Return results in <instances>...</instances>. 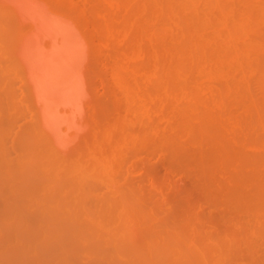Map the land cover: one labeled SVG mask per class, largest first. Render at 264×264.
Instances as JSON below:
<instances>
[{
  "label": "bare ground",
  "instance_id": "6f19581e",
  "mask_svg": "<svg viewBox=\"0 0 264 264\" xmlns=\"http://www.w3.org/2000/svg\"><path fill=\"white\" fill-rule=\"evenodd\" d=\"M229 1L231 0H0V72H8V75H6L8 77L5 76L6 73H3L6 78L3 76L4 80L0 82V109H2L0 113L2 117H0V119H3V115L12 117L15 113H17V109L20 107L27 119L26 123H24L23 120V123L21 124L23 127L19 124L20 127L24 130V128H26L24 125L27 124V130L38 137L39 140H37V142L41 141L47 151L56 155L58 158L66 159L76 151H81L82 147H86L90 142L99 140L102 146L109 150L111 155L118 161L121 168L124 167L128 159H133L132 164L135 166V170L139 171L143 167L141 158L143 152L146 151L149 156L155 157L159 154L160 150H165V143L163 142L165 141L166 135L164 136L161 134L162 122L160 121L162 101L161 95L164 93L171 96V98H173L178 105L185 108L182 109L185 110L186 115L184 114L182 117L187 116L186 119L189 120V125H185L188 123L187 120L184 122V127L187 126L189 129L192 126L189 129V131L193 134L192 136L197 134H194L193 130L197 131L201 122H205L206 125L208 121L209 125L211 123L212 126L207 124L204 129V126H202L204 124H202V127L200 128H202L203 131L201 130L202 132L200 133L206 134V136H208L207 132L210 133V130L214 133V121L218 123V126H215L217 128L220 127L218 129L215 128L218 136L220 137L218 139L224 140L225 146H228L225 142L226 140L237 146L239 143L238 135L234 132V130L229 128L227 117L224 115L225 113H223L222 110L223 108H219L218 112H216L218 115L215 113V110L211 113L208 109L220 107L218 103L219 99L223 104L224 100H230L232 103H244L251 108L254 106L256 107V102L253 99L256 96H252L253 87L256 89L258 94L264 97V59L262 60L264 55L261 54V59L252 57L253 53L258 52L259 54L262 52L261 50L264 49V38L260 35L262 29H264V0H239L242 8L238 10L237 15L231 13ZM236 6L239 5L237 4ZM71 11L76 12L78 15H75H77V18L79 16V19H77ZM253 32L260 36V40H252L250 38V35ZM193 60H196V63L194 62V64L190 66L189 62ZM212 83H216L218 86L215 87ZM258 103L260 104V102ZM214 104L218 105L214 106ZM240 106L241 105L239 104L238 107L240 108ZM174 107L171 109V114H173V116L175 115L174 111L177 108ZM228 108L230 109V107ZM19 109L18 111H20ZM225 109L226 108H224V110ZM225 111H227V109ZM208 112L209 115H207ZM178 114L182 115L183 113ZM203 115H206L208 119H206L205 116L203 117ZM212 116H214V118ZM209 117H212L211 120L213 121H211ZM15 118L7 120L5 118L4 120L6 121V124H8L11 122L9 120L16 122L17 119ZM180 118L181 117L179 116H175L174 119L176 120H174V122L177 121V119L182 120V118ZM191 120H195L197 122V128H195V122L192 123L193 121ZM172 122L173 119L169 122V126ZM11 123L9 125H11ZM207 126L208 129H210V127L211 129L205 132L204 130H206ZM13 129H16L15 125L13 126ZM177 130L178 129L173 131L175 136L178 134L176 133ZM19 131L22 132H19L21 135L19 137H22L24 135L23 133L26 132L25 130V132H23L22 129ZM164 132L166 133L167 130H164L162 133ZM173 132L170 130V133H168V136L166 137L168 140L167 143L169 146L173 145L177 150L176 152H178V150L181 152V148H177L175 146L176 142L172 140V138H174ZM216 132L214 133L215 137H217ZM31 133L29 136L31 135V137H34ZM27 135L28 134L22 137V142L24 137H27ZM181 135L182 134L180 133V138H183ZM162 136H164V138ZM179 136H176V141H178ZM206 136L203 138H206V140L211 139L214 142L216 141L211 137L212 135L208 136L209 138ZM30 139L32 140V138H29L28 140ZM195 139L198 140L199 138L195 137ZM28 140L26 143H28ZM189 140L190 139L186 141L189 142ZM249 140L250 142L248 141L246 144L253 143V145H255L258 142L256 138L254 139V142L256 141L255 143L251 142L250 138ZM198 143L202 149L200 150L199 148L200 152L198 151V153L201 154L200 156L202 158H204L203 156L207 157L208 153H211H207L208 150L205 151V149L213 147V150H215L217 147L220 148L218 151L216 150L215 153L212 152L211 154L212 158L216 159H212L210 161L211 163L209 164L212 165L209 166L211 168L214 167L213 164L215 161H218V158H220V164L224 165L223 167H227L229 164L228 157L231 155V151L229 149H232L229 148L230 145L227 147L230 151V153H228L225 152V147L223 146L224 148H222L221 144L216 145L214 148L213 145L215 144L213 143H209L207 145L206 142L200 143V141H198ZM195 144L198 148V144ZM204 144L207 146L206 148H202ZM174 148H170L172 153L175 154L173 155L171 153L173 158L178 156L174 153ZM201 151L205 154L203 155ZM218 153L219 156L216 155ZM253 153L254 152H250V154ZM254 154H256V152ZM262 155H264V152ZM247 157L248 156L246 155L245 159H247ZM232 158V162L236 163V167H238L240 164V160H238V151L234 152ZM246 161L243 163H246ZM247 162L248 165H253V162ZM259 163H255L253 166L254 168L252 169L256 171L258 169L256 166H258ZM240 169L238 172L241 174L239 175L237 172L238 177H235L240 184L241 181L239 178L244 177V181L247 179L244 174L248 173L249 177L251 174L255 177L258 175L257 172H255L256 175L255 173L253 175V171L251 170L250 172L243 170L241 172ZM261 170L264 171L263 168ZM233 172L234 171H232V174L229 175L230 178L235 175ZM248 180L250 179H247V181ZM260 180V178L259 181L258 179H255L253 184L258 181V186L261 183ZM135 181L136 179L134 178L125 179L122 185V190L117 193V198L121 202L126 201L129 196H132L135 193L131 186L135 183ZM242 184L245 185V183ZM253 184H250V187H254ZM263 185L264 184L261 186ZM233 186L234 185L231 187ZM239 186L240 185H236L237 188L232 189L230 187V189H232L233 193L234 190L235 193L240 192V189L242 192L243 189ZM258 189L262 195L261 190H264V188H257L256 190L258 191ZM242 193L245 194L242 195L243 199H246L248 195L254 199L261 200L257 196H252L255 194L249 195L247 191H243ZM36 195L37 194H35V197L38 196V198H40V195ZM46 196L47 194L44 197ZM44 197L42 196V198ZM50 198L51 197L48 198L49 201L51 200ZM48 200H45V202L49 203ZM59 200L61 202V199H58V201ZM111 200L112 205L114 202L113 206L115 207L117 200L114 201L112 198ZM226 200L233 201V199L230 198ZM51 201L54 202L53 199ZM51 201L50 203H52ZM247 201L244 202V204L247 203V208H243L244 211H246V213H244L245 219L246 217L250 218L247 209H250V207H248L249 204L252 205V203ZM58 203L59 202H57L56 206H58ZM83 203L85 204L84 201ZM59 204L60 206L62 205L61 203ZM68 204L71 205V203ZM44 205L46 206L44 208H47L48 205ZM233 205H235L234 201ZM52 207L48 206V208L53 210V212L57 211L54 209V206ZM123 207V209H125V206ZM259 207L261 210L262 208L260 205ZM59 208L62 210V207ZM67 209H72L69 213V218L72 220L73 218L71 216L74 209ZM249 209L248 211L251 212L255 210V207L250 210ZM256 211L259 212L258 210ZM18 213L17 215H19ZM29 213L32 214L33 210ZM34 213L38 214L39 211L34 210ZM108 213L112 216V212ZM20 214H23L21 215V218H24V220L27 221L25 214H28V212L23 210ZM55 214L56 213L53 215ZM61 214L64 215L63 212ZM81 214L82 213H80L79 216ZM122 214L123 213H120V216ZM144 214H147L148 221L154 219L148 215L150 213L144 212ZM56 216L57 215H55V217ZM93 216L95 215L92 214L91 217ZM123 216H121V220L119 221L120 224L118 223L116 225L120 228V230H123L118 234H112V236L114 235L126 239L129 244L128 247H130L129 250L126 249L127 247H121L122 244H125L121 243V241V245L114 243L118 248L121 247L119 250L116 247V250L119 251L117 254L121 253V250L124 248L125 251H128L126 254H129L131 249L132 254L130 253L129 255L133 256V246H138L141 240H139L138 231L132 228L136 224H130V227L133 225L131 228H129L128 225L127 229H124L125 227L121 224ZM253 216L255 217V215H252L251 218L254 220ZM158 217L161 218L160 216ZM14 218L16 220L17 217ZM124 218L126 217L124 216ZM239 218L236 219L239 220ZM111 219H109V221L113 222L114 219ZM172 219L171 220L175 223L176 221H174V218ZM15 220H12L11 224H13L12 222ZM46 220V222H48L47 218ZM167 220L168 223L171 222L170 225H173L168 226V231H171L169 228L174 230L177 227L175 230L177 233L175 232L173 234L174 236H172L171 231L170 234L168 233L171 237L166 238V240L163 239L161 244H159L160 242L157 239L161 240V236L158 237L159 234H157L158 238L154 240V236L156 237L154 232L155 229L153 230L152 228L154 227H152L150 231V228L148 227V233H153H147V236L151 235V237L148 236L146 238L147 240H145L143 244L136 247L139 252L143 251L144 261L146 260L145 258H148L147 256L145 257L144 252H148L152 255V257H157V255H162L169 249L171 254L166 257H169L170 259L174 258L176 261L178 260L180 264H228L226 261L228 251L232 245L236 244L235 240H232L229 235L230 231H234V229L230 228L229 230L226 225L225 227L229 230L227 232L220 228L224 227L223 225H213L216 227V230H214L215 227H213L212 231L214 230V232L207 233L206 238L202 241V243H198L200 241L195 242L196 240L190 241L187 239L184 231H181L180 228L178 229L179 225L172 223L169 217L164 221L161 220L158 222L157 220H153V222H156V224H159L160 226L162 224L164 228L163 222H167ZM248 220L254 223L251 219ZM70 221H68V223ZM81 221L82 220H80V223L78 224V227H80L82 223L80 228L81 231L76 230L80 231L82 236H84L83 232L86 229L82 226L84 225L85 227L87 221ZM129 221V218L125 220V226L130 223ZM228 221L230 222L229 218ZM44 222L45 221L43 220V225H45ZM195 223L196 222H194V224ZM54 224H57L56 221ZM69 224L71 225V223ZM238 224L240 225V232H243L242 223ZM58 225L56 228L59 227ZM48 226L50 227V225ZM72 226L73 228L70 227L72 229L77 227V225ZM116 226H114L115 231H119L116 230ZM49 227L43 228L45 232H48L45 234L46 237L48 234H54L58 230L55 228L53 229L55 232L52 231L51 229L53 226H51V231H46L45 229L48 230ZM209 227L212 228V226ZM16 228L17 226L15 229ZM89 228L87 227V230ZM253 228H256V226ZM82 229L85 230L83 231ZM60 230L62 229L59 228L58 231L60 232ZM197 230L198 232L200 231L199 228ZM246 230L247 229H245V231ZM261 230L264 231V228ZM93 231L94 230H91V232ZM222 232H225V234H222ZM84 233H86V231ZM200 233L201 231L199 234ZM258 233L261 234L260 232ZM74 234L75 233H73V235ZM102 235L100 234V236ZM68 236V238H70V234ZM261 236H264V232L260 235V238H263ZM28 237H31V240L36 239L31 241L32 243L39 240V236ZM84 237H82V241L86 239V237L85 239ZM163 237L165 238L167 236ZM239 237L240 236H238V238ZM248 237L249 239H252L249 235ZM47 238H45V241H47ZM49 238L56 240L60 237L58 235V237L56 236L54 238L49 236ZM74 238L75 237L73 236V238L71 237L70 239L74 240ZM120 238H117L118 241ZM92 240L93 238L90 239V241ZM100 240L104 239L95 238L92 242H98ZM110 240L112 239L108 238L106 241L111 243ZM153 240L156 242V244L154 243L155 245L150 244ZM45 241L43 240V242ZM68 241L66 242L69 243ZM230 241L232 242L230 243ZM92 242L86 241L87 244L90 243V246L87 245L86 247L89 248L90 253L94 251V246L91 245ZM115 242H117L116 239ZM166 242L168 244H166L168 249L164 244ZM239 242L240 240H238L236 245L241 244L243 248L241 249V246H235V251L231 254L233 255L235 252V255L231 256L229 254L228 259L233 257L232 263L237 261L235 258H243L244 255H248L247 257L251 260L255 259L257 256L256 254L252 253L250 255L247 253V251H250L248 248L253 250V243L251 244V247L247 246L245 249V245H242V243ZM67 243L61 244V248L67 250L68 248H64L69 247ZM76 243L78 245V242L76 241L75 243L73 242L72 245L70 243L69 244L72 248V246ZM98 243H102V241ZM162 243L165 246H163L164 249L161 246L163 245ZM260 243L264 248V241ZM46 245H48V243L45 244V246ZM36 246L40 247L41 245L37 243ZM209 246L215 248V255L206 251ZM258 246L261 251H264L260 244ZM90 247H92V250ZM104 247H106V245ZM71 248H69V250ZM86 248L83 249L82 247L84 251H86ZM98 248V250H95L100 252L98 255H101V257L98 259L108 258L107 252L111 254L114 252L112 251L114 250L112 247L111 250L107 249L110 248V246H107L105 251L103 250L104 252L107 250L106 253L101 251L104 249L103 247L101 250L100 247ZM79 249L80 247L78 250ZM236 249H240L241 251L245 249L246 254L240 255ZM34 250H36V247ZM70 251L74 252L75 249ZM261 251L259 256L264 255V252L262 255ZM80 252H82L81 249ZM122 252L124 253V251ZM154 252H156V256L151 254ZM62 253L64 254V251H62ZM69 255L70 253H65L63 258H67ZM112 256L115 257L114 255ZM112 256L110 257L112 258ZM191 256L192 258H190ZM71 257H74V255H71ZM119 257H122L121 254ZM139 257H141V255ZM161 257L163 258L161 259ZM247 257L243 258V260L246 259L245 262L248 261L251 263L252 261L247 260ZM79 258L80 255H78L77 258L75 257V262L73 261V264H79ZM157 258H153L155 259L153 261L155 264L159 263L155 262L156 260L161 259V263H163L162 261H167V258L164 256H158ZM90 259V261H92L94 258ZM129 259L133 260V257ZM257 259L258 258L255 260ZM70 260H72V258ZM96 260L97 259H95V262ZM111 260H109L110 264L112 263ZM149 260L151 261V259H147L148 262ZM189 260L190 262H188ZM262 260H264V256ZM117 261H119V259ZM122 261L123 260H121V263ZM147 261H145L147 264L152 263V261L150 263ZM168 261L166 264L170 263ZM248 262L246 263L248 264ZM253 262L256 264L258 260ZM253 262L251 264H253ZM71 263L72 261L70 264ZM84 263L86 264L88 262ZM257 264H261L260 259ZM262 264H264L263 261Z\"/></svg>",
  "mask_w": 264,
  "mask_h": 264
},
{
  "label": "rangeland",
  "instance_id": "374dc122",
  "mask_svg": "<svg viewBox=\"0 0 264 264\" xmlns=\"http://www.w3.org/2000/svg\"><path fill=\"white\" fill-rule=\"evenodd\" d=\"M237 4L239 6H236ZM241 6L242 5H241V2L239 0L229 1V8L231 9V13L234 15L238 14V10L242 8ZM71 12L77 18L78 14L76 12H73V11H71ZM75 14H77V15H75ZM77 19H79V16ZM261 33H260V35L262 36V38H264V29H262ZM250 38L252 40H260V36L258 34H255L254 32L250 35ZM261 51L262 52L259 51L260 52L259 54H258V52L253 53L252 57L261 59L262 58L261 54L264 55V49ZM263 59L264 58H262V60ZM194 62L196 63V60L189 62V65L191 66L192 64H194ZM3 73L4 74L6 73L5 76L8 75L7 71H1L0 72V82H2V80H4L5 76ZM6 77H8V76H6ZM212 84L215 87L218 86V85H216V83H212ZM256 93H257V91L253 87L252 88V96L253 97L256 96L255 98H253L256 102L255 103L256 107L254 106L253 108H251L244 103H232L230 100H224V104H223L219 99L218 103H219L220 107H214L212 109H208V110H210L211 113L214 112L213 110H215V113H216V112H218L219 108L220 109L223 108L222 110H223V113H225L224 115H226V117H227V123L229 125V128H231V130H234V132L237 133V135H238L239 143L237 146L234 145L233 143H230L227 140L225 141L228 146L230 145L229 148H232V149H229V148H227L228 146H225L224 140L218 139L220 137L218 136V133L216 132V129H215V128H217L215 125H217L218 123L211 120V118L212 117L214 118V116H212L211 118L209 117V119L211 121H213V124H215L214 125L215 128H214L213 132L214 133L216 132L217 137H215L214 133L211 132V130H210L211 127H210V129H208V126H207L206 130H204V131L206 132L207 130H210V133L207 132L208 136L212 135L211 137L214 140H216L217 142L216 141L214 142L211 139L206 140V138H203L206 136V134L200 133L203 131L202 128H200V127L204 126V129H205V126L207 124L209 125V121L208 122L206 121L207 122L206 125H205V122H201V124L199 125V128H197L198 127L197 122L195 120H191V121H193L192 123L195 122V128L198 129L197 131L193 130L194 131L193 133L194 134L197 133L198 135L196 134L195 136H192L193 134L191 133V131H189V129L192 126L191 127L189 126L190 127L189 129L187 127L189 125V120L186 119L187 116L182 117V116H184V114L186 115L185 110L182 109L184 107H182L181 105H178V103L175 102L173 100V98H171V96H169L168 94L162 93V95H161L162 101H161L160 121L162 122L161 123L162 132L164 130H167V132L166 133L161 132V134L164 136L166 135V137H167L168 133H170V130L173 132L174 130L178 129L177 132L175 131L176 133H178V134H176V136H179V134L181 133L182 134L181 136H183V138L182 137L180 138V136H179L178 141H176V136L174 135V132H173L174 138H172V136H171V138L174 142H176L175 146L177 148H179V147L181 148V152H180V150H178L179 153L176 152L177 150H176V148H174L173 145L172 146L170 145L171 146L170 147L169 144L167 143L168 140L166 139V137H165V141H166L165 142L163 139L164 136H162L163 137L162 139L164 141L163 143H165V146H164L165 150H163V149H162L163 151L160 150L159 154L155 157L149 156L146 151L143 152L141 155L143 167L139 171L135 170V166L132 164L133 159H128L127 162L125 163L124 167L121 168L118 164V161L111 155L109 150H107L104 146H102V144L99 140L90 142L87 145L88 147L87 146L82 147L81 151H79V150L76 151L74 154H72L71 156H69L66 159L58 158L56 155L47 151V149L43 146L41 141L37 142V140H39L38 137L35 136L33 133H31L29 130H27L28 129V127L26 126L27 124H25V125L23 124L24 127H26V128H24V130L25 131L27 130L26 131L27 133L23 130V128L20 127V125L23 123V120H24V123H26V121H27V119L24 116L23 111H21L22 109L20 107H19L20 109L18 108L20 111H18V109H17V113H15L12 117H8L6 115H3V119H0V264H67V263L70 264L71 261H72L71 264H73L75 262V257L77 258L78 255H80V258L78 259L80 261H78V260H76V261H78L79 264H85L84 262H88L86 264H89V263L90 264H110L109 260H111V259H112L111 264H131V263L132 264H145L146 263L145 261H147V259H151V261H152L151 264H153L154 263L153 261L155 260L153 258H157L158 256H164L165 258H167L166 260L167 261L169 260L168 262H170L171 264H180L178 262V260L176 261L174 258L170 259L169 257H166V256H169L171 254L170 250L168 249L167 242L164 244L165 245L167 244L166 246H167V249L169 251L167 249H165V250H167L168 252L166 251L164 254L161 253L162 255H157L156 252L151 253V254H154V256L157 255V257H152V255H150L148 252L147 253L144 252L145 257L146 256L148 257V258H145L146 259L145 261L143 258V256H144L143 251L139 252L138 249L136 248V247L140 246V244H143L144 241L147 240L146 238L148 236L151 237V235L147 236V233L149 231L148 227L150 228V231H151L152 227H154V228H152L153 230L155 229L154 232L156 234V237L154 236V238H153L154 240L161 236V240L157 239L160 242L159 244H161L163 239L166 240V238L171 237L169 235L171 231L173 232V233L171 232L172 236H174L173 234L176 232L175 230L177 227L175 226L176 228L174 227L175 228L174 230L172 228H169L171 230L169 232L168 226L170 225L171 222L168 223V220H167V222H163L164 228H163L162 224L160 226L159 224H156V222H153V220L154 221L157 220L158 222H160L161 220L164 221V220L168 219V217L170 220L172 218H174V221H176V222L174 223L172 221L173 220L172 219L171 220L172 223L179 225L178 229L180 228L181 231L182 230L184 231V234L187 237V239H189L190 241L196 240L195 242L200 241L198 243H202V241L206 238L207 233H212V232H214V230H216V227L213 225L218 226L217 224H220V225H223L224 227L227 225V228H229V230H230V228L234 229V231L231 230L229 233L231 239L232 240L234 239L236 244H237L238 240H240L239 243H242V245L244 244L245 249L247 248V246L251 247L253 245V247H254V248H252L253 250L248 248V250H250V251H247V253L250 255L252 253L256 254L257 255L256 258H258L257 263H259V259H260L261 264H262V261L264 263V260H262L263 256H264L263 255L264 251H261V249H259L260 247L258 246L260 244L261 248H263L260 242L264 241V239H263L264 236H261L263 238H260V235H262V233L264 232L261 230L264 228V227H262V226H264V219H263L264 218V205H263L264 204V190H261L263 196L261 195V192L259 189H258V191L256 190L257 188H264V185L261 186L262 184H264V176H263L264 171L261 170L262 168L264 170V160H261V159H264V155H262V153L264 152V97L258 93L256 95ZM258 102H260V104ZM239 104L241 105L240 108L238 107ZM217 105L214 104V106H217ZM227 106L230 107V109ZM173 107L174 108L177 107L174 111V114H175L174 116H173V114H171V109ZM224 108H226L227 111H225L226 109L224 110ZM177 109H178V111H177ZM1 110L2 109H0V113H1ZM176 111L178 113H183V114L180 115ZM216 114L218 115V113H216ZM22 115H23V117H22ZM207 115H209V112ZM175 116L181 117L182 120L177 119V121L174 122V120H176V119H174ZM204 116L206 119H208L206 115H203V117ZM0 117H2V116L0 115ZM5 118H6V120L15 118V119H17V121L13 122L12 120H9L12 122V123L10 122L11 125H9L10 123L6 124V121L4 120ZM172 119H173V122L170 123V126H171L170 127L169 122L172 121ZM187 120H188V123L186 122L187 124H185L184 122ZM175 123H177V124H175ZM178 123H180V124H178ZM184 124L187 126L184 127ZM202 124H204V125H202ZM14 125L16 126V129H13ZM181 125H183V126H181ZM209 126H212L211 123ZM218 128H220V127H218ZM21 129L23 132H25V133H23L24 135L28 134L27 137L26 136L24 137L23 142H22V139H23L22 137L24 135L22 137H19V136H21L20 133H22L21 131H19ZM183 129H184V131H183ZM240 132H241V134H240ZM30 133L33 134L34 137L33 136L31 137V135L29 136ZM201 134H202V136H201ZM15 136H17L18 138ZM208 136H206V137H208ZM28 137L32 138V140L31 139L28 140L29 139ZM191 137H192V139H191ZM195 137H198L199 139L196 140ZM33 138H35V139H33ZM249 138L251 139V142H254V139L256 138V140L258 141L257 144H255V145H253V143L246 144L248 141L250 142ZM188 139H190L189 142L186 141ZM27 140H28V143H26ZM192 140H194V141H192ZM198 141H200V143L206 142V145L209 143H211V144L213 143V144H215V145H213L214 148L216 145L221 144L222 148L225 147L224 148L225 152L230 153V151H231V155L228 157L229 164L227 165V167H223L224 165L220 164V158H218L217 159L218 161H215V163L213 161L214 167L211 168L209 166V165H212V164H209V163H211L210 161L213 159L211 154H212V152L215 153L216 150L218 151L220 148L217 147L215 150H213V147L211 146L212 148L205 149V151L208 150L207 153L208 152H211V153L210 154L208 153L207 157L203 156L204 158H202L200 156L201 154L198 153V151L200 152V150H202ZM191 142H193V143H191ZM194 142L198 144V148ZM240 142H241V144H240ZM171 143H173V142H171ZM172 147L174 148V151H175L174 153H176V155H178L174 158H173V155H175V154H173L172 151L170 150V148H172ZM206 147L207 146H205V144H204V146H202V148H206ZM167 148H168V150H167ZM199 148H200V150H199ZM235 151H238V158H239L238 160H240L239 161L240 164L238 167H236V163L232 162V159H233L232 157H233V154ZM250 152L251 153L256 152V154H254V153L250 154ZM171 153L173 155H171ZM202 154L204 155L205 153L202 152ZM216 155L219 156V153ZM246 155L248 156L247 159H245ZM213 160H216V159L214 158ZM244 160L245 161L247 160L250 163L253 162L252 163L253 165L249 164L250 165L249 166L247 164L248 163L247 161H246V163H243V162H245ZM256 160H258V161H256ZM257 162L258 163L260 162L259 163L260 165L258 164V166H256V167H258V169L255 171L252 168H254L253 166ZM100 163H102V164H100ZM247 166H249V167H247ZM101 167H102V169H101ZM103 168H104V170H103ZM228 168H229V170H228ZM240 168H242V169H240ZM259 168H260L262 173L260 172ZM239 169L241 170V172H242V170L246 171V172H250V170H251V171H253V175L255 172H257L258 175H256V173H255V175H256V177H255V176H252V174L250 173L251 175L249 177L248 173L244 174V176L247 179H250L248 181H247V179L244 181V177H242L243 175L240 176L243 178V179L239 178L241 181V184L245 183V185L244 184L241 185L239 183V181H237V179H235L236 176L238 177V174L239 175L241 174L238 172ZM227 171H229L231 173H229ZM232 171H234L233 174H235L234 176L232 175L234 178L232 176H231L232 178H230V176H229L232 174ZM237 172H238V174H237ZM126 178L136 179L135 183H133L131 185L132 189L135 191V193L132 196H129V198L126 201L121 202L117 198V193L122 190V185H123V182L125 181ZM259 178L261 179L260 180L261 183L257 186V184H258L257 182L259 181ZM255 179H258V181H256L253 184ZM231 182H232V185H234L235 187L234 186L231 187L232 186ZM250 184H253L255 188L250 187ZM236 185L237 186L240 185L239 187H241L243 189L242 192L247 191L249 193V195L255 194L252 196L253 197L257 196L261 200L254 199L248 195H247L246 199H243L242 195H245V194L241 192V189H240V192L235 193V190H234V193L232 192L233 188H237ZM230 187L232 189H230ZM53 188H55V189H53ZM35 194L40 195V198H38L37 195H36L37 197H35ZM46 194H47V196L44 197ZM42 196L44 198H47V199L42 198ZM49 197H51L50 198L51 200L52 199L54 200V202H52L50 200L54 204L50 203V201L48 200ZM111 198L114 201L117 200L115 207L113 206L114 202L112 205ZM229 198L233 199L236 207H235V205H233L232 200H226ZM58 199H61V202H60V200L58 201ZM105 199H107V200H105ZM45 200H48L49 203L45 202ZM247 200H249V201H247ZM76 201H78L79 203ZM83 201L85 202V204L83 203ZM231 201H232V203L230 204ZM246 201L249 203H252V205L249 204L248 207H250V209L255 207V210L251 211L254 213H251L248 211V209H249L248 208L247 212L249 213L248 215H250L249 216L250 218L246 217V219H245L244 213H246V211H244L243 208L247 206L246 205L247 203L244 204V202H246ZM57 202L62 204L60 206V204L58 203V206L62 207V210H61V208L56 206ZM68 203H71V205ZM242 203L245 206H243ZM33 204H35V205H33ZM44 204L48 205L49 207L54 206V209L57 210L58 212L57 211L53 212V210H50V208H48V206H47V208H44V207H46ZM65 204H66V206H65ZM77 204H79V205H77ZM29 205H31V206H29ZM117 205H118V207H117ZM259 205L261 206V208L263 210L262 209L260 210ZM111 206H113V207H111ZM123 206H125V209H123L124 208ZM76 207L78 210L76 209ZM67 208H73L74 212L77 211L76 213H79V214L82 213V214L79 216V214H76L72 211L73 212V213L71 212L72 216H71V214H70V216L73 219L71 220L69 218V213L72 209L69 210ZM108 209H109V211H108ZM23 210L28 212V214H25L27 221L24 220V218H21V215H23L24 213L23 214H20V213ZM32 210H33V213L32 214L29 213ZM34 210L35 211L38 210L39 213L38 214L34 213ZM256 210H258L259 212H257ZM59 211H61V212H59ZM94 211H95V213H94ZM18 212H20V213H18ZM44 212H45V214H44ZM47 212H49V213H47ZM62 212L64 213V215L61 214ZM66 212H67V214H66ZM90 212H92V213H90ZM108 212H112L113 217L110 216L111 214H109ZM144 212L150 213L148 215L154 219L148 221V216H147V214H144ZM17 213L19 215H17ZM54 213H56L55 215H57L56 216L57 218L55 217V215H53ZM120 213H123V214L126 213V214H124V216L126 218H124L123 214L121 215V216H123L122 217L123 223L121 222V224H123L122 226L125 227L124 229H127L128 225H129V228H131L133 225L130 227V224H136L132 228L138 231V237H139V240H141L140 244L138 246H133L134 247L133 256L129 255L131 253V249L129 251L130 252L129 254H126L128 251L124 250L125 247H127L126 249H128V250L130 248V247H128L129 244L127 243L126 239H123L122 237L120 238V237L114 236V235L112 236V234H118L123 230L122 228H121L122 230H120V228H118L116 226L118 223L120 224V222H119L121 220ZM92 214L95 216L91 217ZM252 215H255V217L253 216L255 221L253 220V218H251ZM158 216H160L161 218H159ZM14 217H17L16 220ZM76 217H77V219H76ZM46 218L48 219V222H46L47 221ZM111 218L114 219L113 220L114 223L112 221H109V219H111ZM128 218L130 219V221H129L130 223L126 224L127 226H125V220ZM228 218H229L230 222L228 221ZM230 218H232V219H230ZM236 218H239V220H237ZM243 218H244V220H243ZM42 219L45 221L44 222L45 225L42 224L43 223ZM102 219H103V221H102ZM248 219H251V221H253L254 223L250 222V220H248ZM12 220H15L16 222L13 221L12 222L13 224H11ZM80 220H82L81 222L87 221L86 222L87 224L85 225V227H84V225L82 226L83 228L86 229V230L82 229L83 231L84 230L86 231V233H84L85 231L83 232V235L86 237V239L84 236H82V233L80 232L81 231L80 228H81L82 223H81L80 227H78ZM55 221L57 224H54ZM68 221H70L69 223H71V225L68 223ZM193 221L196 223L194 224ZM148 222H149V224H148ZM259 222L262 224H260ZM238 223H242L241 225H243L242 228L244 231H245V229H247L245 232L243 231L244 233L242 231L240 232V230H239L240 225ZM246 223H248V224H246ZM15 224H17V225H15ZM58 224H60L61 226ZM10 225H12V226H10ZM48 225H50V227ZM57 225L59 226L58 228H56ZM72 225H77V227L72 229L73 228ZM195 225L197 226V229L198 228L200 229V231H201L200 234H199L200 231L198 232ZM16 226H17V228L15 229ZM51 226L54 227V228L52 227V229H51L54 232H55V230H53V229H55V228H56V230L57 229L59 230V228L62 230H60V232L57 230L56 233H54V234L51 232L52 234L51 235L48 234L47 235L48 238H47L45 234H47L48 232H45L43 228L49 227L48 230L47 229H45V230L50 232ZM114 226H116L117 227L116 230H119V231H115ZM170 226H173V225L171 224ZM209 226H212V228ZM255 226H256V228H253ZM259 226H261L260 227L261 229L258 228ZM70 227H72V228H70ZM87 227L88 228L90 227L89 229H91V227H92L91 230H94V231L91 232V230H89V229L87 230ZM192 227H194V228H192ZM213 227H215V229L212 231ZM224 227H220V228H222V230H225L228 232L229 230L226 227L225 228ZM248 227H250V228H248ZM37 228H39L40 230ZM76 229L80 230V231H77ZM193 230H194V232H193ZM162 231H165V232H162ZM87 232H88V234H87ZM258 232H260L261 234H259ZM58 233H62V234H58ZM67 233H68V235L70 234V238L71 237L73 238V236H74L78 241L75 238H74V240L72 239L73 240L72 241L70 238H68L69 236L67 235ZM73 233H75V234L73 235ZM90 233H91V235H90ZM151 233H153V232H151ZM151 233H148V234H151ZM164 233H166L167 235ZM239 233H241V234H239ZM92 234H93V236H92ZM100 234L101 235L104 234V235L100 236ZM157 234H159V236ZM222 234H225V232H222ZM58 235L61 238V240H60V238L56 239L57 243H56V240L49 238V236L55 238L56 236L58 237ZM246 235H247V237H246ZM248 235L252 239H249ZM28 236H39V240L32 243L31 241H34L36 239L31 240L30 239L31 237L29 238ZM163 236H167V237L164 238ZM238 236H240V237L238 238ZM82 237H84L85 240L82 241V239H83ZM45 238H47V241H45ZM92 238H93L92 241H94L95 238L96 239L97 238L98 239H104V240H100V241H102V243H98L100 241H98V242L96 241L98 243L97 244L96 242L90 241V239H92ZM108 238L112 239V240H110L111 243H109V241H106ZM117 238H120L119 241ZM29 239H30V241H29ZM115 239L117 242H115ZM255 239L259 240V241H256ZM43 240L45 242H43ZM154 240L150 244L155 245L156 242ZM245 240H246V242H245ZM66 241H68L71 245L73 242L75 243V241H76V242H78L79 246L76 243V244H74L75 247L72 246V248L74 247L72 249L70 244L67 243ZM86 241L92 242L91 245L94 246L93 247L94 251L98 250L99 249L98 247H100V250L103 247L104 249H102L101 251L104 252L105 248H107V246H110V248H107V249L111 250V247H112V249H114V250H112V251H114L113 253H115V250L118 248L117 246H115L116 244L121 245L120 241H121V243H125V244L121 245V247L124 246L123 250H121V253L117 254V252H119V251L116 250L115 254H113V253L111 254V253H108L106 250L108 258L98 259L101 257V255L100 256L98 255V254H100V252L95 251V253H94V251H93L92 253H90L89 248H86L87 245H89L90 243L87 244L88 242L86 243ZM105 241L108 243H106ZM167 241H168V239H167ZM254 241H256V242H254ZM169 242H170V240H169ZM231 242L232 241H230V243ZM37 243L39 245H41L40 247L38 246L39 248L36 246ZM47 243H48V245L45 246V244H47ZM66 243L69 245V247H64L66 249L68 248L67 250H64L61 248V246H62L61 244H66ZM114 243H116V244H114ZM230 243H229V245H230ZM100 244H102V245H100ZM134 244H135V242H134ZM164 244L161 245L163 249L165 247ZM236 244L232 245V247L230 246L231 251L230 250L228 251L226 261L228 262V264H247L246 262H248V261L245 262L246 259L243 260V258L247 257L248 255L247 256L244 255L243 258H238L237 256H235V257H237V259L234 257L235 260H237L236 262H239V263H236V262L232 263L233 257L231 259H228L229 254L231 255L232 252L235 251V248H236L235 246H241V244H238V245H236ZM42 245L45 246L46 248L43 247ZM76 245H77V247H76ZM105 245H106V247H104ZM132 245H133V243H132ZM35 247H36V250H34ZM79 247L82 250V252H80V249L78 250ZM82 247H83V249L86 248V251H84L82 249ZM121 247H119L118 250ZM69 248H71L70 250L75 249L76 253H75V251L74 252L70 251ZM76 248L78 251L76 250ZM91 248L92 247H90V249ZM240 248L242 249L243 247L241 246ZM207 249L208 250H206V251L208 253L215 255L216 251H215L214 247L209 246V247H207ZM244 250L241 251L240 249H238L237 251L240 255H243V254H246L245 253L246 250L245 251ZM258 250H259V252H258ZM62 251H64V254L70 253V255L67 258H63L64 254L62 253ZM68 251H69V253H68ZM112 251H110V252H112ZM122 251H124V253ZM237 251H236V253H237ZM260 251H261V254L263 256H259ZM106 252H104V253H106ZM166 253H168V254H166ZM234 253L231 256H234L235 255ZM93 254L94 255L96 254V255L94 256ZM120 254L122 257H119ZM71 255L72 256L74 255V257H71ZM112 255H114L116 258L113 257ZM140 255L143 259L141 257H139ZM110 256H112V258ZM123 256H125L127 258H125ZM65 257H66V255H65ZM132 257H133V260L129 259ZM71 258H72V260H70ZM90 258H94V259H92V261H90L91 260ZM162 258L163 257H161V259ZM165 258H164V260H165ZM190 258H192V256ZM95 259H97L96 262H95ZM106 259H109V260H106ZM118 259H119V261H117ZM161 259L156 260L155 262L161 263ZM255 259L251 260L250 258L247 257V260L252 261V262L257 261ZM121 260H123L122 263H121ZM192 260H194V259H192ZM151 261L149 260V262L148 261L147 262L150 263ZM107 262H109V263H107ZM162 262L163 263H161V264H164L165 261H162ZM166 262H165V264H166ZM188 262H190V260ZM242 262H244V263H242ZM159 263H157V264H159ZM249 263L250 262H248V264ZM254 263L255 262H253V264Z\"/></svg>",
  "mask_w": 264,
  "mask_h": 264
}]
</instances>
